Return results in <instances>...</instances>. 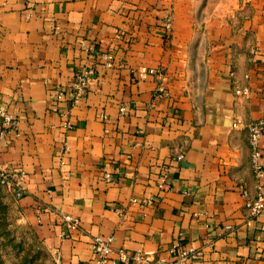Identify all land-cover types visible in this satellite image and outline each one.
I'll use <instances>...</instances> for the list:
<instances>
[{"label": "crops", "instance_id": "1", "mask_svg": "<svg viewBox=\"0 0 264 264\" xmlns=\"http://www.w3.org/2000/svg\"><path fill=\"white\" fill-rule=\"evenodd\" d=\"M142 67L162 69L163 93ZM0 108L17 118L0 168L21 181V217L58 264H92L97 234L150 259L180 240L195 264H264V210L243 194H264L248 140L264 118V0H0ZM260 147L264 166V133Z\"/></svg>", "mask_w": 264, "mask_h": 264}, {"label": "built area", "instance_id": "2", "mask_svg": "<svg viewBox=\"0 0 264 264\" xmlns=\"http://www.w3.org/2000/svg\"><path fill=\"white\" fill-rule=\"evenodd\" d=\"M172 23V16L168 14L165 18V27L169 29ZM105 62L104 65L107 67L112 66L113 57L110 53L104 54ZM140 72L145 76L146 74H155L161 81L158 83L156 88V93H163L164 86L161 83L163 78V71L161 68H145L142 67ZM95 73V68L93 66L82 68L75 75L71 86V103L75 104L85 93L88 86L90 85L93 75ZM238 93H246L247 88L242 90H237ZM63 95V91L58 89L57 96ZM123 110V108H121ZM105 116V115H104ZM17 118L14 114L8 112L7 110L0 108V134L5 127L16 128ZM3 128V129H2ZM248 140L251 149L252 167L253 172L256 177H262L264 175V166L261 162V147L260 140L264 133V118H260L251 122L248 125ZM103 178L106 182H112L114 180L113 172L109 171L106 166H102ZM7 170V169H5ZM8 171V170H7ZM10 172V171H9ZM166 174H162L160 182L158 183L159 188L165 187L166 184ZM16 195L18 198L22 197L24 194V187L21 181L16 178ZM245 205L250 209L251 214H259L264 210V194H258L256 197L252 198L249 196L248 192L244 191ZM133 202L137 201V198H131ZM153 198L144 197L142 198L143 203H151ZM61 220L63 224L68 229H78L80 227V219L78 216L72 214H62ZM66 233L62 231L60 233L61 237H64ZM114 236L112 234L103 235L97 234L91 238V248L93 253L92 264H195L198 258V252L196 249L183 246L180 240H177L172 244L169 251L171 256H155L154 258H148L146 254L142 251H130L123 247L114 248L113 246Z\"/></svg>", "mask_w": 264, "mask_h": 264}, {"label": "rangeland", "instance_id": "3", "mask_svg": "<svg viewBox=\"0 0 264 264\" xmlns=\"http://www.w3.org/2000/svg\"><path fill=\"white\" fill-rule=\"evenodd\" d=\"M16 176L0 168V264H58L56 255L21 217Z\"/></svg>", "mask_w": 264, "mask_h": 264}]
</instances>
